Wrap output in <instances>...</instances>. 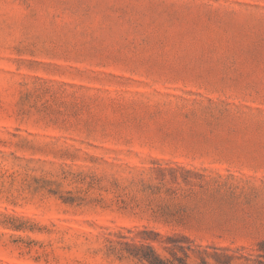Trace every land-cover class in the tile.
Segmentation results:
<instances>
[{"label": "rangeland", "instance_id": "rangeland-1", "mask_svg": "<svg viewBox=\"0 0 264 264\" xmlns=\"http://www.w3.org/2000/svg\"><path fill=\"white\" fill-rule=\"evenodd\" d=\"M144 246L264 264V0H0V264Z\"/></svg>", "mask_w": 264, "mask_h": 264}, {"label": "trees", "instance_id": "trees-1", "mask_svg": "<svg viewBox=\"0 0 264 264\" xmlns=\"http://www.w3.org/2000/svg\"><path fill=\"white\" fill-rule=\"evenodd\" d=\"M137 249L138 251L134 255L148 264H174V260H177L179 264H185L182 258L176 256L171 261L161 259L150 246L137 247ZM144 250H147V252Z\"/></svg>", "mask_w": 264, "mask_h": 264}]
</instances>
